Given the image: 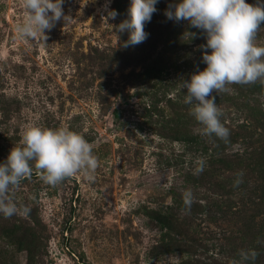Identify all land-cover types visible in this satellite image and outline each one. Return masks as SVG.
Returning <instances> with one entry per match:
<instances>
[{"label":"rangeland","instance_id":"1","mask_svg":"<svg viewBox=\"0 0 264 264\" xmlns=\"http://www.w3.org/2000/svg\"><path fill=\"white\" fill-rule=\"evenodd\" d=\"M173 2L159 0L147 40L125 48L129 33L114 26L131 0H64L72 22L40 43L15 31L21 0H0V164L28 124L82 134L99 160L91 181L77 174L51 187L34 170L21 182L13 196L29 212L0 215V264H233L241 249L264 264V88L211 94L230 130L222 152L193 141L189 106L181 133L147 117L159 96L152 80L183 102L182 80L207 67L201 30L191 36L164 15ZM256 43L264 47V24Z\"/></svg>","mask_w":264,"mask_h":264},{"label":"clouds","instance_id":"2","mask_svg":"<svg viewBox=\"0 0 264 264\" xmlns=\"http://www.w3.org/2000/svg\"><path fill=\"white\" fill-rule=\"evenodd\" d=\"M158 2L131 0L129 19L114 26L120 33H129L125 48L147 40L145 25L157 12ZM63 4L64 0H21L24 19L15 27L19 38L46 42L45 32L54 29L57 22L63 20L65 26L71 23L73 19L64 14ZM164 15L177 23L188 21L205 36L206 45L200 48L204 50L202 62L207 67L203 71L197 67L190 81L182 80L181 87L187 90L184 103L198 125L199 135L228 144L230 130L222 122L223 111L211 94H230L231 85L258 83L264 88V47L256 43L257 33L264 24V0H257L255 5L245 0H176L168 5ZM116 16L117 12L112 10L104 19ZM20 137L22 146L12 148L6 161L0 164V215L5 218L29 212L27 207L16 203L13 193L34 170L51 187L77 174L89 181L94 179L99 160L93 144L82 134L64 127L49 129L28 124ZM184 199L191 201L192 193L185 191ZM258 255L254 249H241L239 259L233 264H254Z\"/></svg>","mask_w":264,"mask_h":264},{"label":"trees","instance_id":"3","mask_svg":"<svg viewBox=\"0 0 264 264\" xmlns=\"http://www.w3.org/2000/svg\"><path fill=\"white\" fill-rule=\"evenodd\" d=\"M179 25H182V26L186 25L187 26L186 29L189 33H194L195 31L193 27L189 25V23L185 24V21L179 22ZM186 29H183V31H186ZM152 82L154 85L150 86V88H152L151 90L154 91V93H158L159 96L158 97L156 96L155 99H153L152 101H149L150 103L146 105L147 109L145 110L147 113V117L149 118V121L155 122L156 124L160 125V127H162L164 124L169 123L171 122V120H173L176 124L173 130L181 133V130L185 129L188 124V121L185 117L187 115H185L183 111L185 109L184 107L188 105H186L184 101L179 102L178 99L171 100L170 97H167L168 96V90H167L168 84H163V81H158V80H152ZM178 111H181L183 114H181V112H178ZM113 114L115 117H117V111H114ZM173 114H177V115H173ZM165 129H168V128H165ZM193 141L201 146L205 145L204 143H207V142L210 143L211 145L214 146V149L212 150V152L214 151L222 152L223 150L221 145L224 142L217 140L214 137L208 138V137H203L198 134L195 137V139H193ZM259 162L262 163L261 165L264 167V156H262L259 159ZM249 165H252V164L249 163Z\"/></svg>","mask_w":264,"mask_h":264}]
</instances>
